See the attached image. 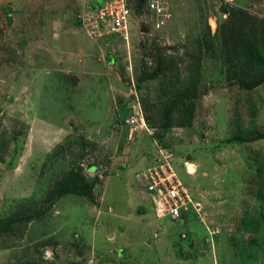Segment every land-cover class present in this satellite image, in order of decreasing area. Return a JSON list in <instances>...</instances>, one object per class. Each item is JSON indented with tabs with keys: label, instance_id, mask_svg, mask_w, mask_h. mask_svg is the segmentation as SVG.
Instances as JSON below:
<instances>
[{
	"label": "rangeland",
	"instance_id": "rangeland-1",
	"mask_svg": "<svg viewBox=\"0 0 264 264\" xmlns=\"http://www.w3.org/2000/svg\"><path fill=\"white\" fill-rule=\"evenodd\" d=\"M125 1L126 38L90 0H0V264H264V0H167L158 29ZM158 150L199 203L176 222L136 177Z\"/></svg>",
	"mask_w": 264,
	"mask_h": 264
},
{
	"label": "built area",
	"instance_id": "built-area-1",
	"mask_svg": "<svg viewBox=\"0 0 264 264\" xmlns=\"http://www.w3.org/2000/svg\"><path fill=\"white\" fill-rule=\"evenodd\" d=\"M144 13L151 15L153 27L158 29L168 17L167 0H142ZM232 3L233 0H227ZM133 10L125 0H107L88 8L82 18L83 28L95 37L110 36L126 38L129 29V18ZM123 125L128 128L129 136L137 130L148 128L143 116L138 98L134 99L131 113L123 119ZM173 156L168 151L158 150L153 164L145 167L136 177L142 184L143 191L152 203V209L157 219H170L173 222L181 220V215L190 208L199 206L187 187L179 179L173 166ZM188 169V167H187Z\"/></svg>",
	"mask_w": 264,
	"mask_h": 264
},
{
	"label": "trees",
	"instance_id": "trees-1",
	"mask_svg": "<svg viewBox=\"0 0 264 264\" xmlns=\"http://www.w3.org/2000/svg\"><path fill=\"white\" fill-rule=\"evenodd\" d=\"M136 5H138V10H144V2L143 1H141V0H136ZM135 8V7H134ZM133 10V9H132ZM134 13V12H133ZM260 84V81H254V80H252V81H249V82H246V81H241L240 83H239V86L241 87V88H243V89H246V90H249V89H253V88H255V87H257L258 85ZM125 118V117H124ZM123 118V119H124ZM122 124H123V120H122ZM16 218L18 217H20V215H16L15 216ZM1 225H3V223L0 221V226Z\"/></svg>",
	"mask_w": 264,
	"mask_h": 264
},
{
	"label": "crops",
	"instance_id": "crops-1",
	"mask_svg": "<svg viewBox=\"0 0 264 264\" xmlns=\"http://www.w3.org/2000/svg\"><path fill=\"white\" fill-rule=\"evenodd\" d=\"M103 1H107V0H90V3H89L90 5L88 6V8H89L90 6H92L93 4H99V3L103 2ZM144 163H145L144 166L147 167V166L152 165V164H153V161L149 162V161L145 160ZM188 163H189V162H188ZM144 166H143V167H144ZM131 194L133 195V201H135L136 203L140 201L141 196H140V194H139L138 192H136V191H134V190L131 189ZM130 200H131V199H130ZM131 201H132V200H131ZM153 216H154V215H153Z\"/></svg>",
	"mask_w": 264,
	"mask_h": 264
},
{
	"label": "bare ground",
	"instance_id": "bare-ground-1",
	"mask_svg": "<svg viewBox=\"0 0 264 264\" xmlns=\"http://www.w3.org/2000/svg\"><path fill=\"white\" fill-rule=\"evenodd\" d=\"M188 169H189V172L191 171V170H194V167H193V165L191 166H188ZM193 172V171H192Z\"/></svg>",
	"mask_w": 264,
	"mask_h": 264
},
{
	"label": "water",
	"instance_id": "water-1",
	"mask_svg": "<svg viewBox=\"0 0 264 264\" xmlns=\"http://www.w3.org/2000/svg\"><path fill=\"white\" fill-rule=\"evenodd\" d=\"M142 1V0H141Z\"/></svg>",
	"mask_w": 264,
	"mask_h": 264
}]
</instances>
